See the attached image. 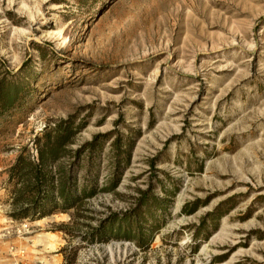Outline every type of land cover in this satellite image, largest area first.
Listing matches in <instances>:
<instances>
[{"label":"rangeland","instance_id":"obj_1","mask_svg":"<svg viewBox=\"0 0 264 264\" xmlns=\"http://www.w3.org/2000/svg\"><path fill=\"white\" fill-rule=\"evenodd\" d=\"M0 76L31 90L0 119V264H264V0H0ZM69 113L87 120L73 146L139 131L130 164L85 201L87 217L11 215L19 148ZM170 182L146 249L83 237L138 188L163 197ZM23 220L24 237L12 229Z\"/></svg>","mask_w":264,"mask_h":264},{"label":"trees","instance_id":"obj_2","mask_svg":"<svg viewBox=\"0 0 264 264\" xmlns=\"http://www.w3.org/2000/svg\"><path fill=\"white\" fill-rule=\"evenodd\" d=\"M30 91L23 81L0 76V119L12 115L16 107L28 100ZM86 123L85 118L77 120L76 113L54 118L34 134L32 151L28 145L19 148L8 168L11 215L39 218L58 210H70L73 218L87 217L85 201L102 190H112L117 186L130 164L131 151L140 132L134 136H113L114 127L93 133L91 138L73 146L76 134ZM109 139L110 147L105 159L103 149ZM148 164V169L156 168L152 158ZM104 175L107 178L101 184L100 178ZM150 176L154 177V172ZM170 183V188L164 189L166 194L163 197L152 192L151 183L138 188L139 195L133 197L128 208L111 211L94 226L87 222L89 229L83 237L90 242L124 238L146 249L165 223L161 212L164 210L166 215L170 212L172 202L169 195L177 190V186ZM197 206L198 199L188 200L180 211L190 213ZM221 214L223 212L216 217ZM192 235L194 240L199 237L205 239L208 233L199 236L197 230ZM197 246L198 243L194 242L193 248Z\"/></svg>","mask_w":264,"mask_h":264},{"label":"built area","instance_id":"obj_3","mask_svg":"<svg viewBox=\"0 0 264 264\" xmlns=\"http://www.w3.org/2000/svg\"><path fill=\"white\" fill-rule=\"evenodd\" d=\"M30 225L31 224L29 221L23 220L16 223V225H14L12 229L16 235L24 237L25 234L30 232ZM6 232H9V230H6ZM6 232H3V235H5Z\"/></svg>","mask_w":264,"mask_h":264}]
</instances>
